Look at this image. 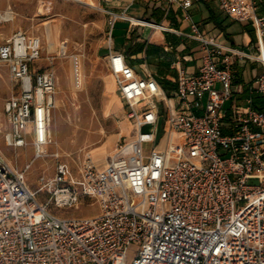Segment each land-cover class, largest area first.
Segmentation results:
<instances>
[{
  "label": "built area",
  "instance_id": "built-area-1",
  "mask_svg": "<svg viewBox=\"0 0 264 264\" xmlns=\"http://www.w3.org/2000/svg\"><path fill=\"white\" fill-rule=\"evenodd\" d=\"M217 1L227 17L252 25L257 51L226 47L191 22L201 65L194 74L178 70L175 101L153 77L138 75L123 53L111 51L109 41L108 71L134 135L117 142L103 166L85 155L80 190L68 183L66 163L56 161L51 177H38L48 192L40 202L25 180L31 162L16 167L0 147V264H264V16L257 12L261 0ZM179 5L187 8L191 0ZM108 14L110 28L118 18L134 21ZM41 45L39 36L20 29L0 42V77L5 69L17 90L3 100L0 137L5 147L30 145L32 160L52 142L55 107V73L36 66ZM231 55L261 64L245 87L262 97L261 108L250 95L230 103L245 91L232 84ZM73 76L79 83L77 59ZM160 117L167 128L162 144L154 143ZM253 176L259 183H249ZM50 206L97 211L64 216Z\"/></svg>",
  "mask_w": 264,
  "mask_h": 264
},
{
  "label": "rangeland",
  "instance_id": "rangeland-1",
  "mask_svg": "<svg viewBox=\"0 0 264 264\" xmlns=\"http://www.w3.org/2000/svg\"><path fill=\"white\" fill-rule=\"evenodd\" d=\"M95 2L102 8L97 0ZM8 6L14 12V18L0 23V42L4 36L17 29L39 36L42 48L36 66L52 70L56 76L55 108L49 126L53 136L46 155L32 160L33 148L30 145L19 149L5 147L0 137L1 150L14 166L22 168L25 163L31 162L25 173L26 184L40 202H45L48 192L39 184L38 177H51L56 161L66 163L70 172L68 183L80 190L82 181L78 167L85 155L88 153L95 163L103 161L102 148L105 146L111 149L109 153L112 152L117 142L134 135V128L125 116L126 107L115 90L113 78L99 52L109 43V14L70 0H0V11L6 10ZM46 25L51 26L53 31V48L49 53ZM60 44L66 46L65 55L62 56ZM74 54L79 55L82 66L83 80L80 88H76L72 82L71 56ZM1 76L0 119L3 121V100L17 90L11 89L5 69ZM145 104H150V101ZM228 105L229 102L225 107ZM166 129L164 119L160 117L154 130V143H163L161 137ZM55 137L58 145L53 144ZM175 138L176 134L170 133V144L174 143ZM151 146L150 142L144 143V152L148 153ZM97 155L99 158H96ZM258 178L251 177L249 183H259ZM81 202L84 205L87 199H81ZM50 210L64 216L90 215L97 211L92 206L68 209L50 206Z\"/></svg>",
  "mask_w": 264,
  "mask_h": 264
},
{
  "label": "crops",
  "instance_id": "crops-1",
  "mask_svg": "<svg viewBox=\"0 0 264 264\" xmlns=\"http://www.w3.org/2000/svg\"><path fill=\"white\" fill-rule=\"evenodd\" d=\"M97 1L106 14L108 11L123 13L127 17L143 21L139 23L122 18L115 20L109 30L111 51L123 53L138 75L153 77L162 86L165 97L170 101H175L173 93L178 70L194 74L201 65L203 50L201 43L192 38L191 22L197 25L201 35L214 37L218 43L226 47L247 53L257 51L252 25L227 17L220 10L217 0H191V5L187 8L179 5L183 0ZM257 12L264 16V0L259 2ZM186 15H189L190 19H187ZM144 22L158 24L161 27L154 28ZM64 43L63 41L62 44ZM63 47L65 50L66 46ZM99 52L108 70V46H104ZM230 59L232 84L234 87L241 85L245 90V87L253 83L256 75L262 71V66L235 55H231ZM115 90L118 93L116 86ZM249 95L246 90L241 94L235 93L230 103L238 104ZM254 95L258 94L250 96L253 98ZM104 149L111 150L105 146ZM107 156L104 157L106 161ZM104 160H98L96 164L103 166L106 163Z\"/></svg>",
  "mask_w": 264,
  "mask_h": 264
},
{
  "label": "bare ground",
  "instance_id": "bare-ground-1",
  "mask_svg": "<svg viewBox=\"0 0 264 264\" xmlns=\"http://www.w3.org/2000/svg\"><path fill=\"white\" fill-rule=\"evenodd\" d=\"M72 2H75L79 5H82V6H86V7H90V8H93V9H96V10H99V11H102V8H100L99 6L96 5V2L95 0H70ZM0 16L2 17L3 20H10L14 18V12L8 7V9H6V11H0ZM135 22H137L138 20L137 19H134ZM148 25V24H147ZM45 33H46V38H47V41H48V45H47V52L49 53L52 48H53V43H52V34H53V31H52V28L51 26L49 25H46L45 27ZM62 55H65L64 54V47L62 46ZM74 59H77L78 60V67H79V72H80V82L79 83H76L75 82V79H74V76H73V64H74ZM71 67H72V82H73V85L76 87V88H80L82 86V80H83V72L81 70V67L80 66V59H79V55L78 54H74L71 56ZM55 108V107H54ZM50 133V137L52 138V133L51 131H49ZM173 133V132H171ZM56 136V135H55ZM59 139V138H58ZM57 139V140H58ZM53 144H56L58 145L57 141H56V137H55V141L53 140ZM102 154L99 153V155H103L105 157V155H108L109 151H105L104 147L102 148L101 150ZM113 151V150H112ZM112 154V152L109 153V155ZM5 155V154H4ZM99 155L96 156V158H99ZM6 156V155H5ZM101 156V157H103ZM8 159V158H7ZM104 159V158H103ZM92 160V158H91ZM93 161V160H92ZM106 161V160H105ZM94 162V161H93ZM95 163V162H94ZM96 164V163H95Z\"/></svg>",
  "mask_w": 264,
  "mask_h": 264
},
{
  "label": "trees",
  "instance_id": "trees-1",
  "mask_svg": "<svg viewBox=\"0 0 264 264\" xmlns=\"http://www.w3.org/2000/svg\"><path fill=\"white\" fill-rule=\"evenodd\" d=\"M262 98L260 95H254L253 96V106L257 107V108H261L262 107Z\"/></svg>",
  "mask_w": 264,
  "mask_h": 264
}]
</instances>
